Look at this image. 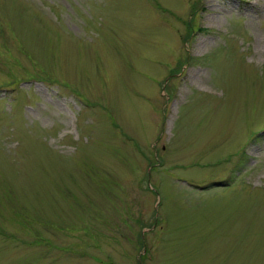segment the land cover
I'll return each mask as SVG.
<instances>
[{
    "label": "rangeland",
    "instance_id": "1",
    "mask_svg": "<svg viewBox=\"0 0 264 264\" xmlns=\"http://www.w3.org/2000/svg\"><path fill=\"white\" fill-rule=\"evenodd\" d=\"M0 264H264V0H0Z\"/></svg>",
    "mask_w": 264,
    "mask_h": 264
}]
</instances>
